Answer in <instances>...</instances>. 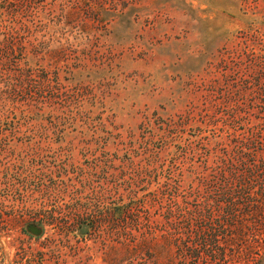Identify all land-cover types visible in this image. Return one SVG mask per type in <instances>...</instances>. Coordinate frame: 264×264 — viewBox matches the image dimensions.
I'll use <instances>...</instances> for the list:
<instances>
[{"label": "rangeland", "instance_id": "1", "mask_svg": "<svg viewBox=\"0 0 264 264\" xmlns=\"http://www.w3.org/2000/svg\"><path fill=\"white\" fill-rule=\"evenodd\" d=\"M0 264H264V0H0Z\"/></svg>", "mask_w": 264, "mask_h": 264}]
</instances>
